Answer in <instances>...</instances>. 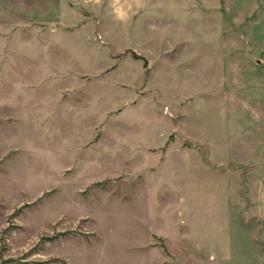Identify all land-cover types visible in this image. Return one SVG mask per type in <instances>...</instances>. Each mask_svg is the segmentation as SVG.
Wrapping results in <instances>:
<instances>
[{
    "label": "rangeland",
    "instance_id": "374dc122",
    "mask_svg": "<svg viewBox=\"0 0 264 264\" xmlns=\"http://www.w3.org/2000/svg\"><path fill=\"white\" fill-rule=\"evenodd\" d=\"M158 4L180 20L170 34L191 39L189 60L198 56L188 76L176 68L160 74L166 83L175 77L180 111L154 95L126 102L134 95H111L113 84L110 97L95 99L93 77L79 81L58 68L52 60L62 53L51 55L42 41L33 45L38 68L27 53L18 69L15 33L30 20L0 17L2 30L12 26L0 32V264H264L263 246L259 258L250 243L264 241V219L253 209L264 160V0ZM54 17L40 14L36 26L56 30ZM130 75L142 81L130 66L107 78ZM185 126L202 141L232 143L244 132L262 153L242 149L208 165L207 148L190 142Z\"/></svg>",
    "mask_w": 264,
    "mask_h": 264
},
{
    "label": "crops",
    "instance_id": "0c3cea01",
    "mask_svg": "<svg viewBox=\"0 0 264 264\" xmlns=\"http://www.w3.org/2000/svg\"><path fill=\"white\" fill-rule=\"evenodd\" d=\"M26 7H23L20 0H0V17L5 20H30L28 28L18 30L15 33V49L13 52L15 55H21V59L14 61V66L21 69V65L28 62L29 59L34 68H38L37 50L33 48V45L38 46V42L42 41V44L50 46V54L53 52L62 53L61 58L56 56V60L63 69L67 71L71 70L74 74H77L78 79L82 76H92V82L94 89V98H100L102 101L104 98L110 97L106 95L109 84H113L111 95L119 94L117 91H121L123 96L131 94L133 96L128 98V101H136V94L154 95L155 98H161L164 102L169 104L174 109L181 110V104L183 101L181 95L176 94V79L173 76H168L166 83L161 78V71L163 69L176 68L183 75H189V64L198 60V56L190 58L191 54V39L187 36L186 39L177 40L174 35V30L179 29L177 23L179 18L177 16H170L167 18L164 16L163 7L158 4L159 0H139L140 2L135 6L136 0H122L121 3H116V0H100L98 7H95L97 0H24ZM72 2V6L70 5ZM108 3V6L104 4ZM158 4V5H157ZM83 8L91 10V16L89 11H83ZM192 11V10H191ZM89 12V13H88ZM193 12V11H192ZM54 14V20L56 24V30L38 28L36 21L39 19L40 14L50 15ZM95 19L99 20V23L95 22ZM32 20L34 24H32ZM20 23V22H19ZM6 30L0 32L7 34L12 28L11 24ZM98 25L99 27H97ZM192 27L190 24L189 28ZM164 31H168L167 35H164ZM183 31V30H182ZM16 32V31H15ZM53 32V33H52ZM10 33V32H9ZM24 36V43L20 44L18 41ZM207 44L205 45V47ZM35 49L34 58L32 53ZM196 49V48H194ZM182 51L189 52L186 56L182 55ZM133 53L137 54L140 58L133 56ZM28 60V61H27ZM94 61H97V67L92 68ZM147 62V64L145 63ZM183 65H185L183 67ZM56 66V65H55ZM133 67L140 72L142 81L135 80L130 75L125 80H119V76L112 79H108V75H116L119 73L121 67ZM109 77V76H108ZM71 78V77H70ZM91 78V77H90ZM139 78V79H141ZM81 81V79H79ZM85 84V83H84ZM115 86V87H114ZM142 88L141 90H139ZM168 96H173L176 100L169 102L165 99ZM193 98L192 96L185 97L184 99ZM140 99V98H138ZM162 101V102H163ZM161 102V100H160ZM120 105L121 102H115L111 106ZM97 107H99L97 105ZM130 108V107H129ZM102 109V107L98 108ZM233 111L234 114H238L240 111ZM96 112V111H95ZM171 114V113H170ZM179 114V113H178ZM186 114V113H185ZM232 115L233 122L236 123L240 117V114ZM188 120L191 119V112L188 116ZM165 118H168L165 116ZM230 119V118H229ZM171 122V127L174 126V121L168 119ZM237 125V124H236ZM188 126V125H187ZM185 126L184 135L190 142H196L200 146L207 148V164H215L216 167L219 163H225L230 159H237L239 156V150L250 151L249 154L259 156L262 151L260 145L252 146L246 145L244 140L245 133H236L233 148L225 146V143L229 141L218 140L216 138L207 139L205 141L198 140L195 136H192L191 132L187 131ZM171 129H168V133ZM123 142V141H121ZM164 143L160 147H165L168 143V139L163 141ZM256 144V143H255ZM129 146V145H128ZM139 146L150 147L152 145L145 144L144 141ZM181 146V140H176L171 144L174 150ZM226 157H225V156ZM255 158V156L253 157ZM219 159V160H218ZM260 171L259 183H257L256 193L254 190V211L257 214L259 220L264 219V160L259 159ZM216 167H214L216 169ZM213 168V169H214ZM223 174V173H222ZM230 176V175H229ZM260 196V198H259ZM258 197V198H256ZM264 222V220H263ZM250 241V240H249ZM255 247H258V256L260 258L261 245L264 248V241L259 240L258 243L251 242ZM260 264V263H259Z\"/></svg>",
    "mask_w": 264,
    "mask_h": 264
},
{
    "label": "water",
    "instance_id": "95a60500",
    "mask_svg": "<svg viewBox=\"0 0 264 264\" xmlns=\"http://www.w3.org/2000/svg\"><path fill=\"white\" fill-rule=\"evenodd\" d=\"M133 56L136 58H140L139 56H137V54L133 53ZM145 63L147 64V62L145 61Z\"/></svg>",
    "mask_w": 264,
    "mask_h": 264
}]
</instances>
